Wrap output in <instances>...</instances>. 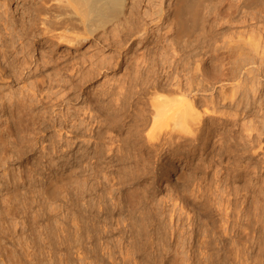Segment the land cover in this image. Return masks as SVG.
<instances>
[{
    "label": "rangeland",
    "instance_id": "rangeland-1",
    "mask_svg": "<svg viewBox=\"0 0 264 264\" xmlns=\"http://www.w3.org/2000/svg\"><path fill=\"white\" fill-rule=\"evenodd\" d=\"M5 3L3 65L12 89L21 91L14 129L8 108L1 112L13 151L0 167V264H264V133L262 148L251 153L228 147L237 137L231 123L213 126L207 145L191 140L155 150L144 142L148 95L133 66L142 73L149 56L160 72L161 55L183 57L188 48L163 41L160 22L126 47L105 40L111 23L69 45L43 30V14L27 1ZM193 52L205 59L211 49ZM58 66L63 92L48 89ZM223 83L229 87L223 81L216 89ZM259 113L264 131V109ZM179 170L184 180L176 178ZM60 174V188L47 197L45 186Z\"/></svg>",
    "mask_w": 264,
    "mask_h": 264
},
{
    "label": "bare ground",
    "instance_id": "bare-ground-1",
    "mask_svg": "<svg viewBox=\"0 0 264 264\" xmlns=\"http://www.w3.org/2000/svg\"><path fill=\"white\" fill-rule=\"evenodd\" d=\"M5 1L7 0H0V28L4 25V29L8 21L5 18L4 4L7 3ZM22 1L28 2L23 3L28 9L43 14L39 21L44 26L42 27L44 31L52 32L54 39L69 45L87 40L106 23H111L114 27L108 38L104 36L105 40L108 39L109 43L118 46L123 43L126 47L128 43H133L135 40L147 39L149 23L153 22L157 25L160 22L165 30V34L161 36L163 41H173L172 45L185 50L188 48L183 57L180 54L170 58L161 55L162 64L165 66L160 72L153 69L155 61L149 60V56L143 57L146 67L142 73H139V69L137 70V67L134 69L133 66L136 76L138 75L136 78L141 81L140 85H142L141 91L138 90L144 96L148 95L146 101H143L144 97L138 94L142 98H139L143 101H141L142 104L146 102L149 105L148 116L142 115L141 112L143 116L141 123L142 128L147 123L151 124L150 128L145 127L148 131L144 135L146 136L144 142L147 141L150 148L154 147L157 150L159 146L167 143L169 145L175 143V148H179L191 140L197 141L195 144L190 143L193 146L200 142L202 145H207L210 140L209 136L214 135L212 127L229 123L235 126L232 133L236 132L237 137L234 138L233 135V140L230 139L232 142H227L229 139L226 140L228 147L231 145L239 147L242 153H251L262 148L260 144H262L264 131L260 129L259 112L264 109V0ZM144 5L148 7L147 10L142 9ZM147 19L150 21L148 22ZM205 28L208 30L205 31ZM2 32L0 31V43L3 42ZM220 39H223L221 44H216ZM206 46L210 47L211 53L205 59L201 58L203 55L200 56L199 52H193L195 47L200 49ZM1 49L0 44V125L1 116L8 108L11 127L14 129L20 111V89H12L13 85H10L11 82L8 81L10 75L8 76L5 72ZM40 60L44 65L49 61L51 63V59L46 57ZM28 62L25 60L23 63ZM54 62L52 64H55ZM179 66L186 72L177 71ZM58 67L56 70H62V66ZM58 71L55 73L58 74L57 76L51 74L52 77L49 81L47 80L48 89L51 91L59 88L60 92H63L65 74L63 71ZM223 81L229 87L226 88L223 83L219 85V89H216L215 84ZM4 88H8L5 89L8 94ZM222 107L228 110H221ZM61 114L63 121L64 113ZM138 115L140 117V113ZM203 139L206 140L203 141ZM11 146L12 142L4 139V127L0 126V167L7 162L11 154L9 152L13 151L10 150ZM13 176L12 174V178ZM12 178L10 177L11 191L15 192L16 187ZM63 178V174H60L53 182L48 181L44 189L47 197L50 198L52 188L55 186L60 188ZM176 178L184 180L185 172L179 170ZM11 198L10 196L2 197V200L10 202Z\"/></svg>",
    "mask_w": 264,
    "mask_h": 264
}]
</instances>
